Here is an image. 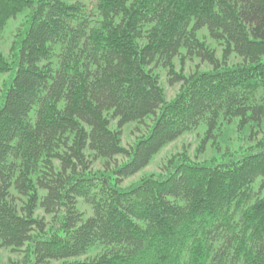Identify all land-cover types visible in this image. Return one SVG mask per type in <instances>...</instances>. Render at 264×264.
<instances>
[{"label":"trees","instance_id":"16d2710c","mask_svg":"<svg viewBox=\"0 0 264 264\" xmlns=\"http://www.w3.org/2000/svg\"><path fill=\"white\" fill-rule=\"evenodd\" d=\"M87 1L0 0V33L24 17L0 51V247L16 264H264V0ZM157 70L180 83L170 101ZM223 122L249 145L122 186ZM132 123L146 130L125 148Z\"/></svg>","mask_w":264,"mask_h":264},{"label":"rangeland","instance_id":"374dc122","mask_svg":"<svg viewBox=\"0 0 264 264\" xmlns=\"http://www.w3.org/2000/svg\"><path fill=\"white\" fill-rule=\"evenodd\" d=\"M82 1V0H81ZM88 1L86 0V3ZM24 20L23 15H19L15 19L9 21L2 33H0V51L4 56H8L10 53V46L12 44L13 38L20 28ZM200 37L203 38L207 44H210L212 48L214 47L217 50V56H220V50L215 47V45L207 39L206 32L202 31L199 33ZM239 60L232 58L229 64H235ZM175 71L180 72L185 76H188L195 71H205L209 70V66L201 63L199 61L193 62H184L181 64L179 60L174 61ZM158 72V81L159 85L162 88L165 98L167 101L172 100L179 91L180 83L170 84L167 76L165 75L164 70H157ZM1 84V83H0ZM1 88V87H0ZM115 126V123L112 124V127ZM115 128V127H114ZM146 130L145 124L140 125L137 123L128 124L122 128L121 133V144L125 148H129L137 138H139L144 131ZM203 128H199L197 131L192 133H187L167 145L163 148L154 158V160L141 172L132 176L131 178L125 180L122 183V186H130L139 181L142 177H145L150 174L160 173L166 164V162L182 153H185L186 156L197 162L208 161L214 157L222 155L226 151L236 152L240 148H246L250 142H248V132L239 131L236 123L226 124L223 122L217 130L215 131L217 136L214 137V140L207 142L203 150H201V143L203 139ZM201 150V151H200ZM122 161L121 157L116 158V162L119 163ZM91 168L93 170H100L103 168V163L100 161H95L92 163ZM77 208L80 212L84 214L85 217L91 215V210L87 204L82 200H78ZM38 217H42L43 214L41 211L37 212ZM46 222H50V217H45ZM92 254L91 256H93ZM22 253L20 251L11 252L9 249H4L0 247V264H16L22 260ZM83 259V258H82Z\"/></svg>","mask_w":264,"mask_h":264}]
</instances>
